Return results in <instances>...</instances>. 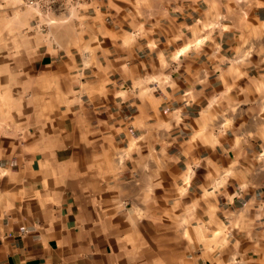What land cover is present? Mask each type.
Instances as JSON below:
<instances>
[{"label": "crops", "instance_id": "0c3cea01", "mask_svg": "<svg viewBox=\"0 0 264 264\" xmlns=\"http://www.w3.org/2000/svg\"><path fill=\"white\" fill-rule=\"evenodd\" d=\"M119 1L4 51L0 264H264V0Z\"/></svg>", "mask_w": 264, "mask_h": 264}, {"label": "rangeland", "instance_id": "374dc122", "mask_svg": "<svg viewBox=\"0 0 264 264\" xmlns=\"http://www.w3.org/2000/svg\"><path fill=\"white\" fill-rule=\"evenodd\" d=\"M102 0H57L55 5H43V7L36 8L28 6L24 0H0V82L4 79L12 81L13 90L1 89L0 85V116H13V119L20 118L23 114H35L37 109V100L42 98L47 101L51 99L53 88L51 84L53 80L45 78L44 91L39 93L37 97L32 96L31 83L35 82L36 75L20 73V68L15 72V68L23 67L25 70L31 68L33 63V55L40 43H50L55 37H66L75 32L78 38L87 39L88 34L83 32L81 28H76L75 23L82 19L85 13H89L95 6L98 8ZM141 0L142 4L148 5V2ZM121 5L127 6L129 12L133 4L138 3V0H120ZM95 5V6H94ZM116 5V4H115ZM114 7V6H112ZM114 8L109 5L108 12L114 13ZM149 12V11H144ZM110 20L113 19L112 16ZM115 19V18H114ZM125 28L132 29L131 26ZM16 53L11 62L14 67V73L8 74L4 65L5 49L10 48ZM82 44H85L84 42ZM30 50L28 61L20 58L19 52L22 50ZM10 50V49H9ZM10 61V60H9ZM6 63V64H5ZM17 67V68H18ZM23 76V77H22ZM22 80L25 82L22 83ZM26 81L30 85H26ZM69 81L65 82L63 79L60 84L55 86L61 90H66L69 87ZM35 82V87H36ZM39 97V99H38Z\"/></svg>", "mask_w": 264, "mask_h": 264}, {"label": "built area", "instance_id": "2783aa9c", "mask_svg": "<svg viewBox=\"0 0 264 264\" xmlns=\"http://www.w3.org/2000/svg\"><path fill=\"white\" fill-rule=\"evenodd\" d=\"M24 1L28 6L40 8V7H43V5L53 6L55 5V2L57 0H24ZM72 1L76 2L77 0H72Z\"/></svg>", "mask_w": 264, "mask_h": 264}]
</instances>
